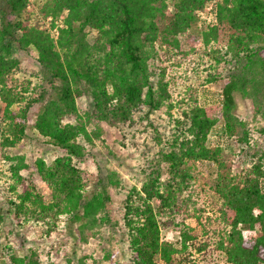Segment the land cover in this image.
<instances>
[{
	"label": "trees",
	"instance_id": "trees-1",
	"mask_svg": "<svg viewBox=\"0 0 264 264\" xmlns=\"http://www.w3.org/2000/svg\"><path fill=\"white\" fill-rule=\"evenodd\" d=\"M209 1L170 0V12L167 0H44L40 15L50 17L53 36L31 23L28 0H0V156L8 165L0 169L6 188L0 195V229L10 218L40 227L48 237L66 216L74 234V251L62 248L58 255L50 250L41 255L36 246L16 254L6 241L0 264H88L77 254L83 236L118 227L114 211L123 182L115 167L92 178L80 165L92 157L91 147L106 127L132 122L142 106L155 110L167 102L174 80L169 71L186 60L189 83L178 93L174 117L180 131L159 149L165 165L142 171L140 185L130 186L117 206L118 230L130 249L119 264H212L216 255L225 264H264V147H241L250 144L247 131L240 132L249 121L233 111L235 93H241L264 116V0H215L208 23L198 25L196 11ZM86 28L96 30L92 43ZM190 29L201 36L194 47L187 44ZM199 48L197 60H190ZM29 52L40 73L36 81L19 75V54ZM214 81L223 127L215 147H209L215 119L199 105L197 93ZM80 95L92 101L82 114L75 105ZM30 116V127L64 152L50 164L13 152L26 136ZM235 134L238 172L231 171V159H220ZM199 163L212 166V173H200ZM35 175L48 192L38 189ZM162 228L176 233L177 247L160 237Z\"/></svg>",
	"mask_w": 264,
	"mask_h": 264
},
{
	"label": "rangeland",
	"instance_id": "rangeland-1",
	"mask_svg": "<svg viewBox=\"0 0 264 264\" xmlns=\"http://www.w3.org/2000/svg\"><path fill=\"white\" fill-rule=\"evenodd\" d=\"M167 1V9L172 12L173 7L171 2L170 0ZM43 3L44 0H28L30 21L34 24L38 23L42 29L49 31L53 36H56V29H51L50 27V17L43 19L40 15V9ZM215 6L216 1L213 0L206 2L202 9L197 10L196 23H198V25L208 23V18H211L209 15L215 12ZM29 14L27 13L26 16ZM65 15L66 11L61 14L60 19ZM214 20L215 18L212 19V21ZM86 32L87 40L92 43L95 38L96 30L93 28H86ZM188 33L191 39L187 44L189 47H194L196 42H200L201 36L199 33L191 31V29ZM201 52L202 48H199V50L191 53L189 55L190 60H197V55ZM19 57L21 59L20 77H29L31 80H38L37 78L40 77V73L38 65L34 60L35 54L33 52H29L28 54L20 53ZM181 63L182 65L180 68H173V70L169 71V73H173L174 76V80L171 82V98L167 100V102H164L160 108L155 110H149L142 106V110L135 113L132 122L123 123L120 126L109 125L106 127L100 135V140L95 142L96 147H91L92 157H90L85 164L80 165L88 171L92 178H94L97 173L102 175L106 174L109 167H115L123 182V187L121 186L122 196L117 203H115L116 206L114 211V218L117 219L118 227L117 224L114 228L115 230L103 227L100 231L101 235L92 234V232L88 230L83 236L81 249L77 251V254L85 256L84 260L88 264H109L110 260L116 261V264H119L120 262H125V259L130 255L128 241L125 236H123L122 231L118 230L119 226L122 225V214L117 206L120 205L124 193L130 186L140 185L142 171L145 172L157 166L162 168L165 165L159 159V149L162 148L164 143L165 145H169V140L172 141L174 138L173 135H176L180 131H178L177 123L174 120L177 111L180 109L178 106L179 100H176L179 98L178 93H184L185 83H189L184 76V74H187L188 72H184V68L189 66V60H186L185 62L182 61ZM36 74H38L37 78ZM180 74L183 75L181 78ZM197 97L199 105L203 106L206 110L211 109V112H209L215 119V123L210 129V131H212L208 134L207 140L209 147H215L217 136L220 134L223 127V119L220 115L221 96L219 84L215 81L205 83L199 89ZM235 102L234 113L249 121L245 127H241L240 132L242 133L244 130L247 131V137H249L248 142L250 144L243 143L241 147L245 148L246 146H249V148H251L253 146L254 149L258 151L259 143L264 147V116L261 115L260 112L256 113L250 98L241 93H235ZM75 105L80 114H82L84 110L92 109V101L90 97L86 95H80L76 99ZM32 118L33 117L30 116L28 119L26 136L23 137L21 145L18 148L13 149V152L18 155H23L28 162H32L36 158H41L46 164H50L54 158L64 155V152L48 143L46 137L39 135L35 129L30 127L33 122ZM66 119L67 118H65L64 121ZM70 122L74 123L75 121L71 120ZM88 125L89 124H87V127H89ZM156 134H161V139H158ZM236 134L230 137L229 151L225 152L222 150L220 157L224 162L227 161L226 159H231V161L229 163L227 161V163L233 172L240 171V166L237 160L239 159L238 154L240 148ZM108 150H111L113 154H109ZM7 166L8 165L4 162V158L0 156V169L5 170ZM211 167L212 166L208 164L199 163L197 170L207 176V174L212 173ZM35 184L42 193L48 192L47 185L36 175ZM2 185L1 181L0 195H3V189L6 190ZM65 219L66 216L61 218L56 233L50 234L48 237H42L40 227L31 224L20 226L19 224L13 223L10 218H7L4 221L6 224L5 228L0 229V252L3 243L6 241L12 243L11 245H15L16 248H14V252L16 254L21 253V249L24 250L28 246L40 247L43 250L41 251V255L45 253V250H50V253H56V255L59 254V249L62 248L66 252L74 251L70 247L71 240L74 239H71L70 236L74 237V234L72 230H69L68 227H66ZM15 227L17 228L18 233L8 231ZM99 230L95 231L98 232ZM244 233L246 235L250 234V232ZM160 237L163 240L173 243L174 246H178L176 243L177 235L169 228H162L160 230ZM104 248L109 250V255L108 253H103ZM74 256L76 257V255ZM107 256H111V259ZM175 260L176 258H174L173 262H175ZM212 264H225L223 256L216 255Z\"/></svg>",
	"mask_w": 264,
	"mask_h": 264
}]
</instances>
